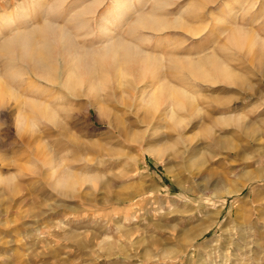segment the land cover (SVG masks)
<instances>
[{"label": "rangeland", "instance_id": "374dc122", "mask_svg": "<svg viewBox=\"0 0 264 264\" xmlns=\"http://www.w3.org/2000/svg\"><path fill=\"white\" fill-rule=\"evenodd\" d=\"M55 1L0 0V264H264V178L250 179L264 173V0H130L122 15L116 0ZM157 14L169 29L134 38L156 58L145 101L141 72L100 60L74 92L10 80L25 62L2 46L18 31L47 21L101 50ZM199 59L207 80L183 63ZM171 73L173 99L159 91Z\"/></svg>", "mask_w": 264, "mask_h": 264}, {"label": "bare ground", "instance_id": "6f19581e", "mask_svg": "<svg viewBox=\"0 0 264 264\" xmlns=\"http://www.w3.org/2000/svg\"><path fill=\"white\" fill-rule=\"evenodd\" d=\"M64 1L65 0H56L55 6L61 7V5L64 3ZM116 1L118 3L117 5L122 9V11L120 12L121 15L124 13L126 8H128V7L134 8V6L132 5V2L130 0H116ZM93 4H96V3L93 2ZM93 4L91 5L92 6L91 8H94ZM156 5H157L156 3L153 4V7ZM158 6H160V5L158 4ZM86 7H88V6H86ZM86 9L87 8H83L82 11L80 9V12H78L79 14L77 13V15H75V17H74L75 20H78L80 17L83 18L84 14H85L83 12L86 11ZM92 10H94V9H91V11ZM88 11H90V10H88ZM82 14H83V16H82ZM145 15H139L134 22L129 24V30L127 32V35L128 36L133 35V40L127 39L126 36L119 37L118 39H115L114 41H112L111 44L105 46L104 49H101V50H92L88 46H87V48H89V49H87L84 44H80V43L78 44L77 43L76 39H74L70 35V33L67 31V29L64 27V25L63 26H59V25L57 26V25H54V24L47 22V21H45L42 25L35 26L28 31H18L12 37L5 40L2 48L3 49H13L14 51L16 50L18 52L19 57L22 60V62L23 61L25 62V64L23 65V66H25V68L23 69V67H22L21 71L19 70V72H22V70L23 71L25 70V73L29 74L31 77L34 76V78H36V80H37V83L40 84L41 86H46V87L50 86L51 88H55V86L57 85V86L63 87V88L68 87V88H70V90H72L74 92L77 88H76V86L73 87V85H77L80 81L79 80L80 75H78L76 73L77 70L80 67H82L84 64H87L91 61H96V60L102 61L103 65L105 67L109 66V68L111 66H114L117 68L120 65H121V67H123V65H125L130 70L132 69V71L134 70V71H137L138 73L141 72V77H143L142 80H144V78H146L145 77L146 73L149 71L151 66L154 65L156 58H154L155 54L151 55L149 53L150 48H147V47L143 48L138 42H136V39L139 41H143L144 39L146 40V38L153 37L155 32L164 31V29H166V28L169 29V25H170V22L168 24V21L166 22L164 20L156 19L157 17H159L158 14H157L158 16H154V17L149 16V15H148L149 17H147ZM150 15H152V14L150 13ZM83 20H84V18L81 19L80 21H83ZM159 22H161L162 25H160ZM81 24H83V23H79L78 25H76L77 29L84 27V25H81ZM177 25L179 26V23L178 24L176 23V25H174V26L176 27ZM172 26H173V24H172ZM172 26L170 27L171 29L173 28ZM106 30H107V28H106ZM143 30H147L149 32L143 33V32H141ZM93 33H94V31L93 30L91 31V29H89L86 31V33L84 35H90L91 36V34L93 35ZM134 38H136V39H134ZM151 49H153V48H151ZM10 51H12V50H10ZM4 52L8 53L5 50H4ZM3 54L6 55L5 53H3ZM12 54H13V52H12ZM14 55H16V53ZM169 58H170V56H169ZM105 59H107L106 60L107 62L105 61ZM205 59H199L197 61L189 60V61H185L183 63H186L187 66L189 67V69H190L189 73L190 74H192L195 78L202 79V81H203V80H207V78L210 77L208 72L206 71L207 72L206 73L205 70H202V68H201L202 67L201 65L204 66V64H206V63H203ZM215 59H213V61H215ZM178 65H180L179 59L175 58V57L173 58L171 56V58L169 59V66H170V69H172L173 73H175L176 69L178 70ZM218 66H220L219 63L217 65V68H218ZM117 69H115V70L117 71ZM129 69H128V71H130ZM217 72L219 73V70ZM23 73L24 72H22V74H19L17 77H14V76H16V74H14L13 75L14 79H10V80L14 81L15 78H20V75H22V77H24ZM74 75H76L77 78H74L73 77ZM176 75L177 74L172 75V73H171V76L165 77L166 80L164 79L165 81L163 80L164 82H161L160 83L161 85L159 84L160 85L159 91L161 93H170L169 96H172L173 94L174 95L177 94L178 89L176 88L177 86H176L175 80H174ZM13 77H11V78H13ZM75 79H76V82H75ZM136 80H138V79H136ZM139 81H140V79L138 81H136V83L133 84L134 89H136V92L138 91L136 100L145 101V97H146L145 94H147L146 88L149 87L150 84L153 83V80H151V79L147 80L146 79V81L144 80L143 83L140 82V84H138ZM100 84H101V82H100ZM102 85H103V83H102ZM179 93H182V92H179ZM181 98H183V97L181 96ZM134 99H135V96H134ZM146 99H147V97H146ZM172 99H173V96H172ZM152 100H153V98H152ZM177 102H180V101H177ZM172 104H174V100H173V103H169V105L166 109V112H167V115L170 114L169 117L175 119L176 118V114L174 112L175 110L172 113L170 112L173 109V108H171ZM28 106H30V105H28ZM153 106H155V105H153ZM31 107L32 106H30V108ZM36 107H37V105H36ZM36 107H34V108H36ZM169 108L171 109L170 111H168ZM38 112H40V110ZM164 114H165V112H164ZM108 123L111 124L112 122L108 121ZM215 142H218L220 144L221 139L216 138ZM69 170H70L69 168L67 171L64 170V173L63 174L61 173V175L59 176V178L66 183L68 182V179L71 178V174H72V172H70ZM253 178H257V179L258 178H264V173H260V172L256 173L255 175H252L250 177V179H253ZM246 185H247L246 183L242 184L241 186L235 187V189H231L228 192L231 194L232 193L239 194L240 191H242L246 187ZM238 209H240V207H238ZM232 222L233 223H231L232 228H231L230 234L232 232H235V231L238 232V229L240 230V227L242 226V222H240V216H237V218L233 219ZM211 227H213V225H211L209 228H211ZM228 230L229 229H222V234L225 235ZM239 233H240V231H239ZM202 234H203V232L196 235L194 237V240L198 236H201ZM228 240H229V238H228ZM230 241H232V240H230ZM225 243H227V242H225Z\"/></svg>", "mask_w": 264, "mask_h": 264}]
</instances>
